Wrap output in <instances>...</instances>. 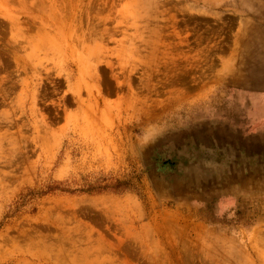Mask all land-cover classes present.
Instances as JSON below:
<instances>
[{
	"label": "rangeland",
	"instance_id": "1",
	"mask_svg": "<svg viewBox=\"0 0 264 264\" xmlns=\"http://www.w3.org/2000/svg\"><path fill=\"white\" fill-rule=\"evenodd\" d=\"M0 264H264V0H0Z\"/></svg>",
	"mask_w": 264,
	"mask_h": 264
}]
</instances>
